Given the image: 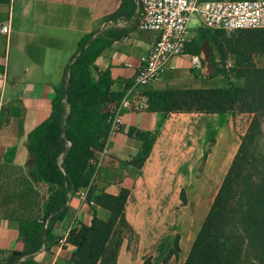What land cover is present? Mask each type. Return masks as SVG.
Masks as SVG:
<instances>
[{
    "label": "crops",
    "instance_id": "obj_1",
    "mask_svg": "<svg viewBox=\"0 0 264 264\" xmlns=\"http://www.w3.org/2000/svg\"><path fill=\"white\" fill-rule=\"evenodd\" d=\"M136 18L135 0H0V264H5L12 252H25L20 224L14 217L36 214L34 205L31 210L20 205L21 200L35 204L37 192L25 169L29 157L27 138L49 117L54 87L60 84L79 41L90 34L93 39L105 34L116 36L96 57L91 69L95 79L99 74H107L111 99L106 110L109 111L132 85L141 58L157 37L154 32L138 30ZM191 22L194 27H188L184 53L169 60L159 78L143 88V94L236 86L235 78L212 77L220 67L218 59L213 56L214 52H201L205 42L199 43L198 18L194 17ZM6 24L10 28L4 34L1 28ZM193 56L199 59L197 68L191 65ZM175 116L203 118L199 152L208 150L205 137L211 125L206 124L210 119L207 117H213L216 123L212 128L217 130L215 142L209 149L222 146V137L228 134L233 119L230 115L221 119L217 115L197 113H171L166 118L158 112L124 113L118 130L113 135L107 133L103 146L93 151L92 163H89L92 172L87 184L68 195L64 215L53 224L50 239L19 263L65 264L74 251L72 245L65 243L69 231L81 225L89 226L93 214L101 220L108 218V212L89 196L99 192L115 197L122 189L127 190L125 221L139 235V247L151 245L155 239L149 241L150 230L145 229L139 218L127 213V205L142 185L141 172L147 165L169 167L161 165L166 162L162 160L164 154L172 153L175 146H184L185 151L192 147L188 137L181 142L177 135L178 125L172 122ZM145 133L151 134L152 145L149 156L138 168L131 164V159L143 150ZM25 188L27 191L23 192ZM82 191L88 194L86 201L79 197ZM38 193L46 197L45 187L39 186ZM89 201L94 205H89ZM39 214L41 216L42 212ZM162 230H157L155 237Z\"/></svg>",
    "mask_w": 264,
    "mask_h": 264
},
{
    "label": "trees",
    "instance_id": "obj_2",
    "mask_svg": "<svg viewBox=\"0 0 264 264\" xmlns=\"http://www.w3.org/2000/svg\"><path fill=\"white\" fill-rule=\"evenodd\" d=\"M221 31L212 32L218 35ZM244 32L239 54L247 53L244 61L227 69L224 56L221 54L220 58L219 52H214L220 67L212 76L241 78L242 86L229 84L215 89L144 94L146 111L161 113L164 118L171 113L217 115L221 119L225 115L233 119L242 114L251 115L248 129L240 137L237 152L184 264H264V154L255 150L260 141L264 142V68L255 66L251 60L253 54H264V30ZM92 37L86 35L79 41L60 84L54 87L49 117L28 135L29 157L25 169L37 192L35 204L21 200L20 205L30 210L34 205L36 214L14 217L20 224L25 252H12L5 264H20L21 258L30 257L50 239L53 224L64 215L68 195L87 184L93 151L103 146L108 133L106 106L111 99L110 82L106 73L95 79L91 69L96 57L116 36ZM203 42L213 45L214 40L211 30L200 27L199 43ZM218 123L221 125L222 120ZM216 133V129L207 128L205 140L209 145L214 144ZM150 135L143 134L144 148L131 159V164L138 168L149 156ZM207 155L204 152L202 158ZM41 185L46 189L44 198L38 193ZM127 195L125 189L115 197L103 192L89 194L109 216L101 220L93 214L89 226L81 225L69 231L65 243L72 245L74 251L65 264H116L122 244V238L115 236L116 227L119 224L129 227L124 218ZM181 200L185 203L183 191ZM142 264H153L151 257Z\"/></svg>",
    "mask_w": 264,
    "mask_h": 264
},
{
    "label": "rangeland",
    "instance_id": "obj_3",
    "mask_svg": "<svg viewBox=\"0 0 264 264\" xmlns=\"http://www.w3.org/2000/svg\"><path fill=\"white\" fill-rule=\"evenodd\" d=\"M189 26L194 27L193 22ZM211 34L213 45L205 42L201 46V52H219L218 57L221 58V54L224 56L227 69L244 61L247 53L245 56L239 55L244 31H221L218 35L211 31ZM251 60L255 66L264 68V54H253ZM233 83L242 86L244 79L235 78ZM207 118L210 119L206 124L208 122L212 127L216 121L213 117ZM250 119L249 114L232 119L228 134L222 137V146L209 149L211 146L208 145V155L203 159L202 154L205 151L199 152L203 118L172 117V122L178 125L176 133L181 142L188 137V144L192 147L185 151L187 148L184 146H175L172 153L162 157L167 163L161 165L168 164L169 167L147 165L145 171L141 172L144 175L143 183L127 205V213L139 218L145 229L150 230L149 241L153 238L155 240L145 248L139 247V235L129 225L126 227L119 224L115 236L122 238V244L116 264H142L148 257H151L153 264H184L237 152L240 137L248 129ZM255 150L264 154V142L260 141ZM171 164L178 167H170ZM182 191L185 203L181 200ZM161 229L162 232L155 237V232Z\"/></svg>",
    "mask_w": 264,
    "mask_h": 264
},
{
    "label": "built area",
    "instance_id": "obj_4",
    "mask_svg": "<svg viewBox=\"0 0 264 264\" xmlns=\"http://www.w3.org/2000/svg\"><path fill=\"white\" fill-rule=\"evenodd\" d=\"M135 3L137 29L154 32L157 37L141 58L132 85L108 111V135L118 130L124 113L146 111L143 88L159 78L169 60L184 53L189 23L194 17L201 28L211 31L264 30V1L260 0H135ZM9 28L6 24L1 32L7 34ZM190 62L193 68L200 65L196 56ZM79 197L86 201L87 192H80Z\"/></svg>",
    "mask_w": 264,
    "mask_h": 264
}]
</instances>
